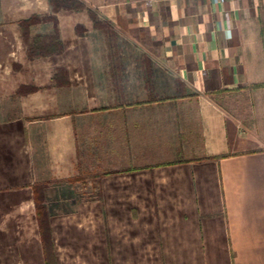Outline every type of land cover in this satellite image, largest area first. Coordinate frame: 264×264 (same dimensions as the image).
Wrapping results in <instances>:
<instances>
[{"label": "crops", "instance_id": "0c3cea01", "mask_svg": "<svg viewBox=\"0 0 264 264\" xmlns=\"http://www.w3.org/2000/svg\"><path fill=\"white\" fill-rule=\"evenodd\" d=\"M84 1L147 69L105 86L78 75L92 93L70 113L35 117L0 96V195L38 199L36 178L79 176L71 153L94 145L80 153L122 199L155 201L156 247L193 250L191 264H264V0Z\"/></svg>", "mask_w": 264, "mask_h": 264}, {"label": "rangeland", "instance_id": "374dc122", "mask_svg": "<svg viewBox=\"0 0 264 264\" xmlns=\"http://www.w3.org/2000/svg\"><path fill=\"white\" fill-rule=\"evenodd\" d=\"M116 32L84 0H0V96H18L19 111L35 117L86 107L80 97L92 89L79 87L78 75L90 82L92 70L105 86L120 68L138 76L148 64ZM87 145L71 153L79 176L36 178L34 201L22 191L0 195V264H191L193 250L156 247L155 201L122 199L121 184L112 186L93 155L82 154L94 151Z\"/></svg>", "mask_w": 264, "mask_h": 264}, {"label": "trees", "instance_id": "16d2710c", "mask_svg": "<svg viewBox=\"0 0 264 264\" xmlns=\"http://www.w3.org/2000/svg\"><path fill=\"white\" fill-rule=\"evenodd\" d=\"M222 154H224V153H221V154H219V155H222ZM38 216V215H37ZM43 263L44 264H48V261L45 259V260H43Z\"/></svg>", "mask_w": 264, "mask_h": 264}]
</instances>
